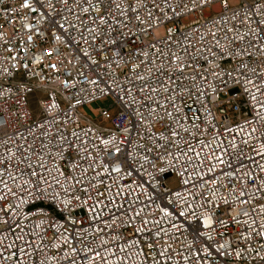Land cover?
<instances>
[{"label":"built area","instance_id":"2783aa9c","mask_svg":"<svg viewBox=\"0 0 264 264\" xmlns=\"http://www.w3.org/2000/svg\"><path fill=\"white\" fill-rule=\"evenodd\" d=\"M0 264H264V0H0Z\"/></svg>","mask_w":264,"mask_h":264},{"label":"rangeland","instance_id":"374dc122","mask_svg":"<svg viewBox=\"0 0 264 264\" xmlns=\"http://www.w3.org/2000/svg\"><path fill=\"white\" fill-rule=\"evenodd\" d=\"M109 103H110L109 100H96L92 102V107L107 106L109 105ZM85 108L89 113H92L91 108L89 106H86Z\"/></svg>","mask_w":264,"mask_h":264}]
</instances>
